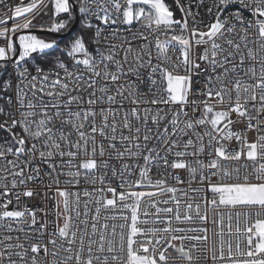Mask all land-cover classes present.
Returning <instances> with one entry per match:
<instances>
[{
  "label": "snow or ice",
  "instance_id": "snow-or-ice-1",
  "mask_svg": "<svg viewBox=\"0 0 264 264\" xmlns=\"http://www.w3.org/2000/svg\"><path fill=\"white\" fill-rule=\"evenodd\" d=\"M174 2L54 0L39 38L44 0L0 16V264H264V0ZM61 177L101 186L92 215Z\"/></svg>",
  "mask_w": 264,
  "mask_h": 264
},
{
  "label": "built area",
  "instance_id": "built-area-1",
  "mask_svg": "<svg viewBox=\"0 0 264 264\" xmlns=\"http://www.w3.org/2000/svg\"><path fill=\"white\" fill-rule=\"evenodd\" d=\"M30 2V0H4V4H0V16H2L4 13H8V15H12L11 12H9V8L12 7L14 8V6L16 5H23L26 6L28 3ZM186 2V0H185ZM52 3L53 0H44V4L47 5V7H42V10L39 12V15L37 16L36 20L33 21V24L35 25L34 27H32L31 29H37V30H42L41 26H43V30H46L47 27L50 25V23L55 21V14H54V10L52 7ZM208 3H210V0H206V4L204 7H202L200 9L201 12V18H203L205 21L210 20V17L208 16L207 12H206V7L208 5ZM181 14V13H180ZM13 23L12 20L8 21V25L11 26ZM122 31H121V36H127L130 40L132 39V33L130 32H125L123 31V28L127 27L126 25H121L120 26ZM29 29V30H31ZM133 31H135V28H133ZM147 34V32H146ZM150 40H154L153 36H149ZM161 39H164L163 36H161ZM133 44L135 46H139L141 43H144V41L140 40L139 38H137L136 40L132 41ZM0 43H2V41H0ZM143 87V86H142ZM125 106L128 107L127 102H125ZM234 129H242L244 127L243 124H236L233 126ZM6 135L5 133L0 132V137ZM254 133H248V137L249 139H251L253 137ZM98 142H99V138H98ZM108 157L106 156L105 159H107ZM111 164H113L117 169L120 168V163L118 161H116L115 159H113L111 161ZM43 167V166H42ZM157 171L158 169L153 168L152 170V178L153 179H159L160 177L157 175ZM162 171V170H161ZM181 175L184 176L186 178L187 174L184 172H181ZM109 177H110V171H109ZM45 182H47V177L44 178ZM67 177H61L60 178V187L61 188H69L70 191L73 192H79L80 193V199H81V210H83V202L85 200H89V204H88V208H89V213L90 215H92L94 213V208H95V204H94V199L95 198H99L100 193L96 192L95 190L97 188H100L101 186L99 184H96L95 186L85 182L83 180V178H81V182L79 185L76 186H70V185H65V180H67ZM168 183L170 185H174L178 188H187L188 185L187 184H180V185H176L175 181L173 179H171L169 177L168 179ZM117 184H119V179L117 178L116 180L113 181L112 186L115 187ZM193 187H201L203 188V185H193ZM36 190L39 193L37 196L33 197L30 199L29 201V206L34 208V209H44L48 214L47 216L44 215V212H37V217H38V223L36 225L37 228H39L40 224L43 223L45 220H47L48 222V228L46 229V232L51 231L52 230V221L55 219V213H54V209H53V205L55 203V200L49 198L47 200L44 199V193H47L49 197H52L53 195H55V186H53V188L51 190L47 189L44 187V185H38L36 186ZM90 191L94 193V198H89V197H85L83 195L84 191ZM120 189H118L119 191ZM104 196L106 198H111L112 194L105 192ZM24 199H28V198H24ZM83 219V217H81ZM14 236L16 235H20L21 238H23V233H13ZM35 235L37 237H39V233H35ZM243 247V245H242Z\"/></svg>",
  "mask_w": 264,
  "mask_h": 264
},
{
  "label": "water",
  "instance_id": "water-1",
  "mask_svg": "<svg viewBox=\"0 0 264 264\" xmlns=\"http://www.w3.org/2000/svg\"><path fill=\"white\" fill-rule=\"evenodd\" d=\"M79 24H76L73 28V30H76L78 28ZM30 33V34H40V35H50V36H55L56 34H52V33H48L47 30H37V29H31V30H27L26 34Z\"/></svg>",
  "mask_w": 264,
  "mask_h": 264
},
{
  "label": "trees",
  "instance_id": "trees-1",
  "mask_svg": "<svg viewBox=\"0 0 264 264\" xmlns=\"http://www.w3.org/2000/svg\"><path fill=\"white\" fill-rule=\"evenodd\" d=\"M173 2V1H172ZM169 3L171 4V2L169 1ZM171 8H172V10L174 11V14H175V17L178 19V18H180V12H179V9L178 8H176V6H175V4H171ZM63 15V14H62ZM57 19V16L55 17V20ZM80 30V25L78 26V28L76 29V30H74V31H79ZM37 35H39L40 37H47V36H50V35H40V34H37Z\"/></svg>",
  "mask_w": 264,
  "mask_h": 264
},
{
  "label": "rangeland",
  "instance_id": "rangeland-1",
  "mask_svg": "<svg viewBox=\"0 0 264 264\" xmlns=\"http://www.w3.org/2000/svg\"><path fill=\"white\" fill-rule=\"evenodd\" d=\"M169 1L171 2V4L173 5V4H175V2H174V0H167V3L171 6V4L169 3ZM173 1V2H172ZM54 0H53V3H52V7H53V10H54ZM54 14H55V10H54ZM56 16V15H55ZM34 35H36V34H34ZM38 36V38L40 37L39 35H37Z\"/></svg>",
  "mask_w": 264,
  "mask_h": 264
}]
</instances>
